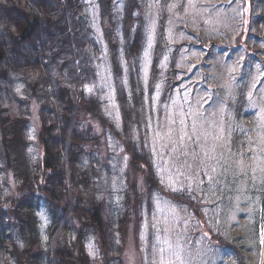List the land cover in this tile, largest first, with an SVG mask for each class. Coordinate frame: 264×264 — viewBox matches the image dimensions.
<instances>
[{"label":"rangeland","instance_id":"1","mask_svg":"<svg viewBox=\"0 0 264 264\" xmlns=\"http://www.w3.org/2000/svg\"><path fill=\"white\" fill-rule=\"evenodd\" d=\"M84 2L98 42L86 95L113 125L98 106L83 115L89 141L98 136L83 160L99 172L103 225L118 249L85 226L91 261L237 264V246L240 264H264V0H112L110 16L101 0ZM0 97L11 108L12 90ZM29 113L36 164L38 106ZM144 156L149 165L130 168ZM4 170L8 192L18 179ZM38 221L45 241L47 203ZM64 225L53 249L72 244Z\"/></svg>","mask_w":264,"mask_h":264},{"label":"trees","instance_id":"2","mask_svg":"<svg viewBox=\"0 0 264 264\" xmlns=\"http://www.w3.org/2000/svg\"><path fill=\"white\" fill-rule=\"evenodd\" d=\"M101 4L108 16L114 14L112 0ZM85 6L84 0H0V94L12 90L11 108L5 110L0 97V170L5 168L8 177L18 179L8 192L0 181V264H94L83 246L85 226L100 230L102 237L116 235L112 227L103 225L99 172L83 160L86 144L98 140L94 135L89 141L83 115L94 114L98 106L107 130L112 132L113 125L102 100L86 95L98 42L81 13ZM13 73L16 77L7 80ZM35 104L42 151L33 164L28 151L31 112L26 113ZM138 164L149 165V157L130 161V168L139 169ZM150 167L147 183L154 173ZM44 203L52 216L45 241L38 221ZM62 222L66 240L73 245L64 246L63 240L62 247L53 249ZM113 241L104 244L115 247L116 238ZM230 252L240 264L239 248ZM105 264H112L108 255Z\"/></svg>","mask_w":264,"mask_h":264},{"label":"snow or ice","instance_id":"3","mask_svg":"<svg viewBox=\"0 0 264 264\" xmlns=\"http://www.w3.org/2000/svg\"><path fill=\"white\" fill-rule=\"evenodd\" d=\"M262 243H264V241H262ZM169 248H171V245H169ZM161 251H163V249H161Z\"/></svg>","mask_w":264,"mask_h":264}]
</instances>
